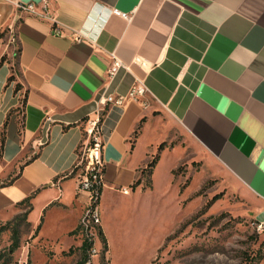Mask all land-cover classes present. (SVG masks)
Here are the masks:
<instances>
[{
    "label": "crops",
    "instance_id": "0c3cea01",
    "mask_svg": "<svg viewBox=\"0 0 264 264\" xmlns=\"http://www.w3.org/2000/svg\"><path fill=\"white\" fill-rule=\"evenodd\" d=\"M28 2L41 9L43 0H0V33L16 31L23 85L9 81L7 33L0 38V60L8 56L0 66V131L9 117L0 216L34 195L33 225L42 215L44 226L53 219L54 202L82 217L90 192L70 174L103 112V191L137 190L158 139L145 142L147 123L134 132L155 108L264 204V0H49L55 21L23 12L18 4ZM116 59L121 66L110 76ZM139 85L148 91L138 99L102 103Z\"/></svg>",
    "mask_w": 264,
    "mask_h": 264
},
{
    "label": "rangeland",
    "instance_id": "374dc122",
    "mask_svg": "<svg viewBox=\"0 0 264 264\" xmlns=\"http://www.w3.org/2000/svg\"><path fill=\"white\" fill-rule=\"evenodd\" d=\"M6 41L13 51L10 62L17 86L15 30L8 32ZM146 123L145 142L158 139L148 164L155 156L160 158L152 174L149 169L144 175L141 171L142 186L137 190L128 187L130 191L124 193L104 188L100 226L108 250L104 251L97 231L85 226V231L94 234L96 249L88 264H264L261 200L202 152L170 115L152 109L138 124L137 135ZM79 159L83 165L73 172L80 182L87 162L84 144ZM148 180L152 185L146 186ZM82 202L88 203L90 198ZM86 207L81 217L80 209L51 203L48 210L54 209L56 214L45 226L43 219L39 231L30 221V213L24 218L27 204L0 216V264H76L85 231L71 232L78 228ZM31 213L33 218L38 215L34 210ZM17 224L21 245L11 254L12 228Z\"/></svg>",
    "mask_w": 264,
    "mask_h": 264
},
{
    "label": "built area",
    "instance_id": "2783aa9c",
    "mask_svg": "<svg viewBox=\"0 0 264 264\" xmlns=\"http://www.w3.org/2000/svg\"><path fill=\"white\" fill-rule=\"evenodd\" d=\"M18 6L23 12H27L29 15H34L41 19H49L55 21L54 16H52L49 11V0H43L41 9H39L37 4L33 2L19 3ZM52 30L56 34H61L63 28L60 25L55 24L52 26ZM120 66V60L116 59L113 66L109 69V75L113 76ZM147 91L148 89L144 85L134 86L128 96H103L102 103L106 104L108 102H114L116 104H123L124 101L127 100V98L138 99L139 97L144 96ZM100 119L101 117L99 116L95 120L91 121L90 126L87 129L88 138L84 144V153L86 155L87 162L85 164V167H82L83 173H81L82 178L80 179V188L88 190L90 192V202L86 207L87 212H85V215L83 216L81 221L83 226L82 231H85V226H87V229H90V227H92L97 231L96 227L101 225L100 207L99 204L95 203L97 200V186L103 183L102 168L104 167ZM82 163V160L80 161L78 156L77 165H83ZM129 191V188L123 189L124 193H128ZM90 219H92V222H90L91 224L87 222ZM85 232L89 236L90 240L93 241V246L90 249V253L92 251L96 252V249L94 247V234L90 235L88 231Z\"/></svg>",
    "mask_w": 264,
    "mask_h": 264
},
{
    "label": "trees",
    "instance_id": "16d2710c",
    "mask_svg": "<svg viewBox=\"0 0 264 264\" xmlns=\"http://www.w3.org/2000/svg\"><path fill=\"white\" fill-rule=\"evenodd\" d=\"M9 29H4L1 33H0V38L4 37L7 33H8ZM20 52V47H18V50H17V53ZM7 55H3L1 60H0V66L6 61L7 59ZM14 74H12V76H10L9 78V81L11 80H14ZM22 86L20 85V83L17 84L16 86V90L20 89ZM27 101V96L23 99V103H22V109L21 108H18L20 109L22 112V117L20 118V133L23 132V129L25 127V115L23 113V107L25 106V103ZM13 111V109L11 110ZM105 112H103V115L101 116V119H100V122L103 120V116H104ZM8 120H9V117L7 118V120L5 121L3 127L1 128V143H0V157L3 155V151H4V147H5V143H6V129H7V125H8ZM141 127V124L139 125L138 129L135 131V134L137 135L138 134V131ZM159 156H155L153 158V160H151L149 162V164L147 165V167L142 171L143 175H144V172L146 169H149V173L152 174L153 173V170L159 160ZM23 166H21L22 168ZM76 168H78V165L76 166ZM21 170V169H20ZM74 171V170H73ZM72 171V173L70 175H74V172ZM104 171V167L102 168V173ZM20 174V171L18 172V175ZM142 183V176H140L136 182L134 183V188L138 185H140ZM1 185H4V183H0V186ZM152 185V181L151 180H148L147 181V184L146 186H150ZM145 186V187H146ZM102 192H103V183L98 185L97 186V200H96V204H99L100 202V199H101V195H102ZM34 195H31L29 197H27L26 199H24L22 202H20L17 206H20V205H23V204H27L28 205V208L26 209V212L24 214V218H27V215L32 211L33 209V203H32V197ZM43 219H44V215H42L41 217V222L38 224L37 226V231L40 230L41 226H42V223H43ZM83 229V226H82V223L80 222L78 228H76L75 230H73L71 233H76L78 232V230L82 231ZM97 229V234H98V237L100 238V240L102 241L103 243V247H104V251H107L108 250V240H107V237L105 235V233L103 232L101 226H97L96 227ZM84 232V231H83ZM84 239H83V242L81 244V246L79 247V249L81 250V257L80 259L77 261L76 264H88L90 259H91V253H90V249L92 248L93 246V241L90 240L89 236L86 234V232L84 233ZM21 245V228H20V225L17 224L15 227L12 228V243L10 245V248H9V251L10 253H14Z\"/></svg>",
    "mask_w": 264,
    "mask_h": 264
}]
</instances>
